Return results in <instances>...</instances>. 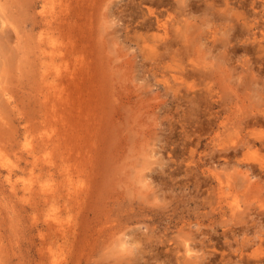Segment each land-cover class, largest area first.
<instances>
[{"label": "rangeland", "instance_id": "374dc122", "mask_svg": "<svg viewBox=\"0 0 264 264\" xmlns=\"http://www.w3.org/2000/svg\"><path fill=\"white\" fill-rule=\"evenodd\" d=\"M14 1L0 3L3 18L13 11L8 22L0 16V89L13 97L0 116V152L22 167L31 160L20 143L25 134L31 145L53 140L39 154L52 165L41 183L63 196L32 210L0 173V261L51 264L53 249L54 264L66 257L69 264H178L182 251L173 249L189 235L211 246L204 264H244L241 257L264 264V120L251 123L264 119V0H240L228 13L222 0H209L210 12L193 0L200 9L187 38H171V51L157 31L139 27L146 8L139 0H67L66 21L63 0H55L49 6L65 23L50 34L61 49L55 56L74 78L61 101L37 91L27 45L39 30L31 31L34 11ZM144 38L159 46L156 55ZM192 69L202 75L188 76ZM254 139V149L242 143ZM53 217L69 222L67 240L48 230ZM201 254L193 260L202 262Z\"/></svg>", "mask_w": 264, "mask_h": 264}, {"label": "bare ground", "instance_id": "6f19581e", "mask_svg": "<svg viewBox=\"0 0 264 264\" xmlns=\"http://www.w3.org/2000/svg\"><path fill=\"white\" fill-rule=\"evenodd\" d=\"M1 1L2 0H0V3H1ZM8 1L9 0H3V6L4 7L7 6L10 1H14V0H10L9 2ZM173 1H174V3H170L169 0H139V2H138L139 7L144 5V4L146 6L144 11L141 10L142 11L141 17H142L143 21L140 23L139 27L142 28L143 30H145V32L148 34H150V32L152 33L154 31H157V33H159V35L153 34L154 38H156L157 41L162 42V44L164 45L163 50L169 49L170 51H171V47H172L171 38L173 36L174 37L187 38L186 31H184V29L187 30L189 28L188 26H190V23H189L190 15L192 12L198 11L200 9V7L193 0H173ZM14 2L15 3L21 2V6L23 5V7L25 8V11H27L28 14H30V13L33 14L32 11H34L35 20H34V22H32V26H31L32 30L31 31L33 32V31L39 30L38 36L35 37L37 39L35 45L33 47L30 46L31 44L27 45L28 49H30L32 51L34 50V56L38 57L37 60L34 57L35 66H32V69L34 70V73L36 76L35 79H36L37 85H38L37 91L42 92L43 97L46 96L50 100L57 99L58 101H61L60 100V99H62V97H60L61 91L63 89H65L66 86H68L69 81L70 82L74 81V78H73V73L71 71L60 70L61 67H59V65H58V61L56 59V56H57V53L61 49L56 46L57 44L55 42V39L53 38V36L50 35L52 33L53 29H57V28L60 29L65 24V23H59L61 21V18L60 19L56 18V13H55L56 7L54 5L49 6V4L55 2V0H21V1L16 0ZM62 2H63V4L60 6L59 12L64 13V15L62 16V21H66L67 20L66 13L70 12V7H69L70 5L67 2V0H63ZM203 2H204V6H205L204 10H203L204 12H210L211 10H213V8H215L214 7L215 4L213 5L212 3H208L209 0H203ZM247 2H250V0H248ZM239 3H242V1L237 0L235 2H229V0H222V4H224V7H226V9H224L225 13L226 12L228 13V11L230 12L231 10L236 8V7L234 8V5H232V4H237V6H240L241 4L239 5ZM149 4L154 5L156 10L154 8H152ZM255 4L256 3L254 2V5ZM0 5H2V4H0ZM38 7H41V10L37 11ZM250 7H252L251 4H250ZM254 8L255 7L253 6V9ZM15 9H13V10H15ZM18 11L20 14V7L19 6H18ZM22 11L23 10H21V13H22ZM235 11L236 10H234V12ZM10 12H8V13H10ZM0 13H1L0 16L4 17V15L2 14L3 12H1V10H0ZM4 13H6V12L4 11ZM8 13L5 14L6 15L5 18L2 17L3 21H4V19H7ZM12 13H13V11H12ZM235 13H237V12H235ZM16 14H17V12H16ZM237 16H238V14H237ZM20 17H21L20 19L23 18V16H20ZM24 17L27 18L26 16H24ZM238 17H240V16H238ZM13 18L15 19V17L11 16V19H13ZM164 18H169V19L164 21L163 20ZM9 20L7 19V22ZM236 21H238V20H236ZM241 23H243V22H241ZM248 23H246V24H248ZM2 25H3V22H2ZM170 26L172 27L171 31H170ZM14 27L16 28V26H14ZM59 29H57V30H59ZM240 29H242V28H240ZM240 29H239V31H240ZM12 30H14V29L12 28ZM236 30H237V28H236ZM14 32L15 31H13V33ZM16 33H17V31H16ZM15 35L17 37H16V41H14V43H15V45L18 46V48H17L18 50H22L21 46H23V45L19 41V40H21V38H20V36L18 37V35H20V34H18V35L15 34ZM170 35H171V37H170ZM10 37H11V34H10ZM149 37L150 36L148 35V38ZM149 40H151V39H149ZM258 41L259 40L257 39L256 42H258ZM144 42H145V38H144ZM150 43H152V44H148L147 42H145L146 51L147 52L149 51V53L156 55L157 49H159V46L154 44V42H150ZM26 44H28V43H26ZM4 45H6V44H4ZM258 45L261 46V43L258 42ZM13 46L11 45V47H13ZM4 48L5 47L3 46V49ZM7 48L9 49L8 46H7ZM24 49H25V47H24ZM5 52H6V55L9 56V54H8L9 50H8V52L7 51H5ZM14 53L17 54L18 52H14ZM21 54L22 53L20 52V55ZM20 55H19V57H20ZM25 55H27V54H25ZM15 57H16V55H15ZM23 58L24 57H22L20 59L22 60ZM4 59L6 60V58H4ZM4 59H2V60L4 61ZM8 59H12V61H10V62L6 61V62H8V64L12 63L13 59H15L14 63H16V58H13L11 56L10 58L7 57V60ZM60 59L62 60V56L60 57ZM21 60H19V61H21ZM24 60L25 59H23V61L21 63L27 62V61L24 62ZM19 61H18V64L20 63ZM14 63H12L10 65H8L7 63H5V64L8 65V66L6 65V67L10 66V68H12L11 65H13V69H10V71H11V70H14V68L16 66V65H14ZM19 69L21 70V68H19ZM202 69H203V67H202ZM205 69L206 68H204V70ZM25 70L26 69L24 68V71ZM26 73H25V75H26ZM202 73H203V71H202ZM12 75L13 74H11V76ZM197 75H199V76L202 75L201 72L198 71L197 69H192V71H190L188 73V76L193 77V78L197 77ZM0 82H1L0 84H2V87H5L6 84L4 83L5 84L4 85L2 83L3 82L2 80ZM4 82H6V80H4ZM6 90L7 89H5V88L0 89V116H1V114L6 113L7 109L5 110V107L7 105L11 106L13 104V99H12L13 97ZM226 120H228V116H227ZM263 120L264 119L256 117L253 120V122H251V123L253 125H255V124L260 125V124H263L262 123ZM244 123H246V122H244ZM221 124H223V123L221 122ZM252 124H250V126H247V127H252L253 126ZM245 130H247V129H245ZM26 131H27V129H25V132ZM230 139H231V137H230ZM22 141L23 142H20V141L19 142L21 143L22 148L26 150V155L28 154L26 157L30 156L31 160H26L25 164L21 167L19 164H17V165H15L14 163L11 164L7 160V157H8L7 154H1V152H0V169L1 170L3 168L5 169V170L4 169L2 170L3 172H0L3 174V176H2L3 180H4V182L7 183L6 186L10 190L12 195L18 196V194H21L22 199L26 198L28 200L30 198L29 201H32V203H31L32 210H34V208L39 206V205L43 208L50 206V205H53L52 202H56V201L61 200L63 195L56 193L57 191L53 187H51V186L47 187V184L41 183L43 177L47 176V174L52 169V168H50V166H52V165H51V162H49V161H48L49 162L48 165H46L45 161H43L39 155L41 152L46 150V148L48 147V144L50 142H52L53 140H42L41 142H37L36 144L31 145V142L29 141V136L27 134H25L23 136ZM245 142L242 141V143L249 150V149L256 148L258 140L254 139V140H248ZM226 143L227 142H225V144ZM220 144L222 146V142H220ZM260 145L262 147H264V141H261ZM24 154H22L20 156H23ZM26 159H28V158H26ZM16 168H19V171H17ZM42 170H45V173H43ZM26 171L29 173L28 178L27 179L22 178L20 183H19V178H20L19 175L24 174V172H26ZM246 182H248V180H246ZM77 193H79V192H77ZM67 195L69 196L68 199L70 200L71 197H70V194L68 192H67ZM65 198L66 197L64 196L63 199H65ZM35 209H37V208H35ZM47 228L49 231L57 232L55 234L56 238H57L56 240H58L57 242H59V240H67L68 237L70 236L69 232L71 229L69 227V222H67L66 224H63L62 222H59L57 217H53V220L48 222ZM55 235L52 233L53 237ZM184 236L185 237L182 240V242L180 243V245L176 249H173V250H175L177 255H179L178 253H180V251H182V255L177 256V259L175 261H178L179 262L178 264H199V263L204 264L206 262L205 259L207 258V257H204V255L206 256L209 254H213V251L210 252V251H206V249H205L206 247H208L210 245L205 244V240H202V239L197 240V238L195 236H189V235H184ZM52 250H50V255H47V257H48V259H51V264H54V262L57 261L58 259H57V256H55V254L51 252ZM198 251L202 252V254L200 255V257H202V259H203L202 262H199L197 260H193L194 258H199L198 256L194 255V253H196ZM242 251L243 250H241V252ZM1 253H2V251L0 252V254ZM241 261L244 262V264H249V261L247 259H245L244 257H241ZM0 264H4V263H2V261H0ZM66 264H69L67 257H66Z\"/></svg>", "mask_w": 264, "mask_h": 264}]
</instances>
